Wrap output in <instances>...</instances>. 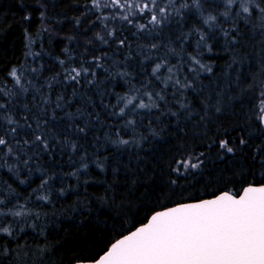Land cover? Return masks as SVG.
Returning <instances> with one entry per match:
<instances>
[{
    "label": "trees",
    "instance_id": "16d2710c",
    "mask_svg": "<svg viewBox=\"0 0 264 264\" xmlns=\"http://www.w3.org/2000/svg\"><path fill=\"white\" fill-rule=\"evenodd\" d=\"M177 2L191 4L192 0ZM200 4V11L195 7L184 9L182 17L171 18L155 31L138 32L134 25L145 23L143 18H135L133 25L118 19H97L101 13L92 7L91 0H0V87L5 90L13 87L8 75L12 68L23 69L27 79L39 86L45 79L62 73L59 60L69 67L83 64L96 73L95 77L91 74L82 77L79 84L64 82L61 75L60 83L52 89L46 135L54 147L48 152L31 149L20 161L15 157L0 161V191L5 192L6 203L12 202L9 207L17 203L25 205L31 211L27 222L37 224L36 232L26 229L27 235L21 233L20 242L47 246L50 249L47 264H70L73 256L98 258L124 229H133L134 224L146 222L143 218L160 210L162 205L169 207L180 200L177 195L169 201L165 188L169 165L177 152L194 145L195 151L215 157V149L209 150L198 137L208 142L213 133L220 135L227 129L233 136L244 134L248 139L250 135L255 143L260 142L264 129L257 131L259 122L254 116V106L258 103L259 83L264 80V35L253 18L252 24L240 22L236 44H226L220 31L203 23L210 13L219 16L225 10L222 0H200ZM115 11L102 10L106 16ZM219 22L225 28L231 26L224 23L223 17H219ZM112 29L115 36L108 37L107 31ZM194 29L205 33L206 44L212 49L198 54L201 63L212 68L211 73L201 71L198 77L188 72L192 65L187 63L189 55H197L199 33ZM190 32L188 40H183L182 36ZM119 39H126V45L119 46ZM153 43L159 47L152 49ZM146 56L151 58L145 59ZM94 57L101 58L100 67ZM163 60L174 67L176 76L192 80L194 88L173 98L169 86L161 93L166 99L159 101V108L137 109L133 114L130 105L124 116L115 115L123 106V102L118 103L120 97L137 95L147 101L143 95L145 81L151 82L147 91L160 92L164 88L162 79L168 75L167 67L156 74L161 80L152 73L155 64ZM182 65L187 66L181 69ZM32 68L37 69L35 76L30 72ZM119 73L128 75L122 77ZM89 79L95 82L88 84ZM44 92L48 94V89ZM201 92L204 96L221 92L222 111H210L211 123L206 120L196 127L199 115H204ZM58 95L65 98L63 108H54ZM178 100L191 105V121L185 119L186 113ZM215 100L213 96V103ZM24 104L32 107L31 92L17 98L13 114L22 124L23 117L28 115ZM53 109L55 119H51ZM172 112L177 116H172ZM67 113L73 115L69 117ZM129 118L136 120L135 126H125ZM77 126L85 131H78ZM208 129H211L208 135H203ZM29 132L25 128L20 135ZM119 139L130 143H113ZM29 156L33 158L25 167L21 161ZM233 161L235 164V158ZM212 168L210 161L203 178L196 175L188 181L194 186L187 188L184 197L209 198V193L222 187L224 181L206 188L207 178L214 175ZM42 179H48L49 183L41 191ZM21 180L25 183H20ZM185 183L180 181L181 185ZM240 186L229 185L235 189ZM41 195H49L50 202L38 200ZM110 206H123L121 210L127 215L114 220L117 213L109 214ZM37 213L39 218L35 219ZM41 231L43 234L39 235Z\"/></svg>",
    "mask_w": 264,
    "mask_h": 264
},
{
    "label": "snow or ice",
    "instance_id": "6c2138e0",
    "mask_svg": "<svg viewBox=\"0 0 264 264\" xmlns=\"http://www.w3.org/2000/svg\"><path fill=\"white\" fill-rule=\"evenodd\" d=\"M225 10L219 16L209 14L203 18V23L210 29L221 32L226 44H236L240 33L239 24H252L255 18V26L264 35V0H222ZM92 7L101 14L97 19L107 21L120 20L129 25L134 24L135 18H143L145 23H135L138 32H151L165 25L173 17H182L184 9L195 7L198 11L202 5L200 0H192V3L177 2V0H91ZM115 9V13L110 16L103 15V9ZM201 15L203 12L201 11ZM219 17H223L224 23H230V27H223L219 22ZM79 23V21H77ZM107 28V25L105 24ZM199 33L196 41L197 55H189L187 63L192 67L188 72L195 77L201 71L211 73L212 68L201 63L198 54L211 47L206 44L205 33L199 29L193 30ZM192 32L182 36L183 40H188ZM108 37L115 36V29L107 31ZM97 37L107 43L103 36L97 33ZM119 46L126 45V39L117 41ZM159 46L155 43L152 49ZM174 51V50H173ZM146 56L145 59H150ZM100 57H94L96 66L100 67ZM127 59V57H126ZM235 63V61H233ZM62 73H56L51 79H45L44 83L37 86L34 80L27 79L24 70L18 71L12 68L8 75L12 78L13 87L5 90L0 87V161H5L15 157L18 161L21 156H27L28 151L35 149L48 152L51 145L46 135L48 129V108L51 107L50 94L52 89L60 83V78L64 82L80 83L82 77L89 74L95 77V71L88 67L66 66L64 60H59ZM187 65H182L181 69ZM231 66V65H229ZM167 67L168 75L162 79L164 88L160 92H150L146 89L151 87V82H144L143 95L147 101L137 95L120 97L119 102L123 106L119 108L115 115L124 116L126 109L132 105V113L137 109L159 108V101H164L166 97L161 93L169 86L173 90V98L189 89L194 88L192 80L186 76L182 80L174 73V67L168 65L167 60L156 63L152 68V73L157 80H161L156 75L162 68ZM35 76L36 68L30 69ZM126 76L128 73H119ZM93 79L87 80L88 84H93ZM238 86V85H237ZM260 92L258 103L254 106V116L259 122V131L264 129V80L259 83ZM48 89L45 94L44 89ZM140 92V89L136 90ZM32 94V107L28 104L22 105L28 115L23 117L24 123H20L14 116L17 105V98L25 94ZM200 101L204 115H199L196 127H199L207 120L210 111L217 113L222 111L221 92H214L204 96ZM213 96L216 97L213 103ZM138 103L134 104V101ZM65 98L58 95L54 108H63ZM70 103V101H69ZM179 107L186 113L185 119H193V110L190 104L178 100ZM33 109L36 111L33 112ZM77 114H81L78 113ZM71 117L72 113H67ZM172 116L177 113L172 112ZM31 119L32 122H29ZM51 119H55V110L52 111ZM136 120L129 118L127 126H135ZM29 129V133L20 135L22 129ZM77 130L84 132L85 129L78 127ZM153 134H155L154 130ZM208 129L203 135H208ZM119 135V133H117ZM31 135V139L27 136ZM201 144L209 150L215 149V157L205 151H195V146H184L178 151L176 157L169 165V179L165 185L168 191L167 199L172 201L173 197L179 195L180 200L173 202L171 207L161 206V210L153 211L143 219L146 222H139V226L133 225V229H124L120 238L110 244L106 251L98 258L86 256H73L70 264H264V132H261L259 143L254 142V138L249 135L246 139L244 134L233 136L231 130L225 129L220 135L213 133L208 142L202 137H198ZM146 139V138H145ZM122 145L130 143L127 139L113 141ZM137 143H139L137 141ZM73 150L76 145H72ZM29 156L21 162L28 166ZM233 158L236 163L234 164ZM213 163L210 175L207 178L206 188L213 184L224 181L221 188L209 193V198L189 195L184 197V192L188 187L194 186L188 181L196 175L204 177L205 166L208 162ZM223 164L224 168L217 165ZM4 166H7L6 164ZM246 166V167H245ZM86 167V165H84ZM237 167L240 172L237 173ZM17 173L19 169L16 170ZM232 173V176H228ZM75 175V173H73ZM251 177V179H249ZM184 180L185 185L180 181ZM20 183H25L21 180ZM48 179H42L39 189L42 191L48 185ZM239 183V189L230 188L229 185ZM226 189V190H225ZM36 191V190H34ZM63 190H61V194ZM38 200L50 202L49 195H41ZM5 200V192L0 191V264H47L46 257L50 254L47 246H33L29 242H20L21 233L27 235L26 229L36 232L37 224L28 223L26 217L31 215V211L21 204H11ZM122 207L110 206L109 214L116 212L114 220H122L127 213L122 212ZM91 211V208H88ZM138 214V213H137ZM39 218L36 214L35 219ZM126 232V234H124ZM42 235L41 231L38 233ZM10 238V239H9ZM19 238V239H18Z\"/></svg>",
    "mask_w": 264,
    "mask_h": 264
},
{
    "label": "water",
    "instance_id": "95a60500",
    "mask_svg": "<svg viewBox=\"0 0 264 264\" xmlns=\"http://www.w3.org/2000/svg\"><path fill=\"white\" fill-rule=\"evenodd\" d=\"M169 207H171V206H169ZM160 210H161V209H160ZM138 226H139V225H138ZM133 230H134V229H133ZM119 238H120V237H119ZM119 238H118V239H119ZM102 254H103V253H102ZM102 254H101V255H102Z\"/></svg>",
    "mask_w": 264,
    "mask_h": 264
}]
</instances>
